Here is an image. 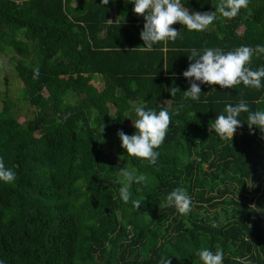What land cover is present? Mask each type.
<instances>
[{"label": "trees", "instance_id": "16d2710c", "mask_svg": "<svg viewBox=\"0 0 264 264\" xmlns=\"http://www.w3.org/2000/svg\"><path fill=\"white\" fill-rule=\"evenodd\" d=\"M220 0H181L190 12H214ZM130 0H0V50L32 108L19 120L15 101L0 89V157L14 170L0 180V260L4 264H203L206 244L223 264H264V132L242 113L233 141L210 130L226 105L245 101L264 111V87L200 84L199 100L184 98L191 49L264 45V0H250L232 19L217 13L205 31L172 25L180 36L141 50L145 19ZM135 48V50H133ZM25 66V68L20 67ZM264 66V54L248 65ZM39 78L33 79V70ZM104 82L97 90L91 80ZM194 79V78H193ZM93 81V80H92ZM264 83V80H262ZM178 87L173 97L169 88ZM95 88V89H94ZM10 107L5 109L4 102ZM171 118L155 165L111 152L118 131L133 135L135 106ZM122 142V141H121ZM135 169L120 197V169ZM186 190L194 207L233 205L225 223L191 208L160 207L171 191ZM140 200L137 208L132 203ZM184 245L193 250L184 251Z\"/></svg>", "mask_w": 264, "mask_h": 264}, {"label": "clouds", "instance_id": "9594fccd", "mask_svg": "<svg viewBox=\"0 0 264 264\" xmlns=\"http://www.w3.org/2000/svg\"><path fill=\"white\" fill-rule=\"evenodd\" d=\"M134 2L133 11L142 15L145 19L141 39L145 42L141 50H151L154 44L169 40L175 41L180 32L172 27L175 23L186 26L189 31H205L214 20L217 13L222 17L235 18L242 8H247L250 0H220L214 12H190L184 7L181 0H130ZM109 0H102L103 5H107ZM135 50V48H133ZM254 54H264V45L240 46L234 51L225 53L220 48H204L203 52L191 49L190 63L183 76L190 81V88L184 91V98L199 100L201 94L200 84L220 85L221 87L235 88L243 83L246 87L260 89L264 87V66L258 70H253L248 65ZM39 78V69L33 70V79ZM194 78V79H193ZM200 82V84L197 83ZM180 89L178 87L169 88L168 91L174 97ZM137 119L133 120L136 129L135 134H125L123 130L118 131V136L122 141L121 147L126 149L127 154L133 157L142 158L150 164L155 165L159 157L158 149L169 129L171 122L170 114L166 109L157 113L154 110H145L140 106H135ZM226 114L217 115L214 121H210V130L214 129L217 136L226 141H233L234 134L238 127H241L239 117L242 113H247V124L249 129L257 126L264 132V111L251 112L248 104L241 100L237 105H226ZM120 180V197L127 203L130 199L129 188L133 181L140 183L146 181L147 177L143 174L137 175L135 169L122 168ZM16 179L14 170L5 166L3 158L0 157V180L12 183ZM135 207L140 208L141 201L132 202ZM174 206L181 215H187L191 211V198L186 190L177 188L171 191L160 207ZM213 227L218 225L213 222ZM203 264H223V251L218 247L215 252L204 248L196 253ZM0 264H4L0 260ZM163 264H171L170 260L165 259Z\"/></svg>", "mask_w": 264, "mask_h": 264}, {"label": "rangeland", "instance_id": "374dc122", "mask_svg": "<svg viewBox=\"0 0 264 264\" xmlns=\"http://www.w3.org/2000/svg\"><path fill=\"white\" fill-rule=\"evenodd\" d=\"M81 0L76 1V3H80ZM10 57L8 54L0 50V89L5 90L7 89L9 92L10 97L15 101L14 111L19 114V120L23 121L27 117L30 116L29 111L31 110L32 106L28 102H23L19 99V90L22 89L23 83L16 73L15 69L10 64ZM20 67L25 68V66L20 65ZM93 80V81H92ZM91 80V84L97 89L100 90L104 86L103 79L99 75H95ZM94 88V89H95ZM5 109L10 107L9 103L6 101L4 102ZM122 142L117 141L116 145L110 149L111 154L119 159L124 151V148L121 147ZM191 208L196 211H199L200 215L205 216L209 221L213 222L215 219H219L222 223H225L226 220L231 217L233 214L237 215L236 211L234 210L233 205H225L220 204L217 207L207 208L206 210L197 209L194 207V203H191ZM238 216V215H237ZM232 218V217H231ZM217 244H215V251L217 250ZM207 248L211 249V246H207L206 244L201 245V247L197 249H192V247L188 245L183 246V250H193L194 254H196L199 250Z\"/></svg>", "mask_w": 264, "mask_h": 264}, {"label": "crops", "instance_id": "0c3cea01", "mask_svg": "<svg viewBox=\"0 0 264 264\" xmlns=\"http://www.w3.org/2000/svg\"><path fill=\"white\" fill-rule=\"evenodd\" d=\"M76 1H78V0H72V4H73V5H77V6H79V5H81V3H82L84 0H81L80 3H76Z\"/></svg>", "mask_w": 264, "mask_h": 264}]
</instances>
